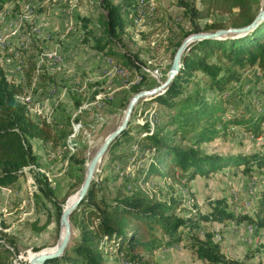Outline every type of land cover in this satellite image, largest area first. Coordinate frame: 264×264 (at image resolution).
<instances>
[{
  "label": "rangeland",
  "instance_id": "obj_1",
  "mask_svg": "<svg viewBox=\"0 0 264 264\" xmlns=\"http://www.w3.org/2000/svg\"><path fill=\"white\" fill-rule=\"evenodd\" d=\"M134 1L136 6L127 29L113 46L129 59L97 53L82 40L84 31L79 17L90 18L89 27L96 34L103 32L105 12L101 0H11L0 8V68L8 79L24 85L21 96L33 118L56 120L60 124H65L67 119L71 121L69 127L66 125V147H52L33 139L38 164L24 167L22 175L11 185L0 186V239L11 249V264H27L32 255L51 251L60 241L62 210L78 191H74L76 179L70 175L76 171L75 166L69 168L67 159L72 155L84 160L83 181L90 159L123 118L127 105L122 98L129 86L143 80L142 90H145L165 81L174 44L183 32L193 29L192 19L201 27L223 21L227 23L223 29L231 28L227 15L212 12L200 0ZM180 1L194 9V17L189 18ZM260 8L264 9V0H260ZM129 60L134 63L133 69L126 65ZM258 76L255 67L243 73L242 101L237 102L238 96L232 95V90L224 93L234 99L229 102L227 115L246 117L255 110L264 116V94L260 91ZM145 98L152 100L151 96ZM141 100L134 108V118L141 123L156 121L160 116L158 105ZM228 130L200 147L225 154L247 152L264 142V120L259 124L257 135L240 125H230ZM128 150L135 152V156L118 160L109 172L110 176L118 174V181L148 164L147 151L139 149L135 142ZM108 164L106 151L92 180H98ZM224 170L227 173L215 171L206 177L196 176L189 185L184 184L179 170L174 176H150L147 181H137V185L159 200H168L171 196L180 198L181 205L176 212L183 216L209 213L217 202L232 217L222 223L207 224L209 229H214V240L220 243L222 253L249 264H264V227L256 228L255 223L245 219L255 216L264 199V180L257 172L249 176L235 167ZM234 170H238L235 175ZM118 181L107 182L108 197L116 190ZM73 212L69 216L70 236L66 248L79 239V228L70 219ZM183 243L155 251L150 264H208ZM108 250L107 264H129L116 250Z\"/></svg>",
  "mask_w": 264,
  "mask_h": 264
},
{
  "label": "trees",
  "instance_id": "obj_2",
  "mask_svg": "<svg viewBox=\"0 0 264 264\" xmlns=\"http://www.w3.org/2000/svg\"><path fill=\"white\" fill-rule=\"evenodd\" d=\"M10 1L0 0V8ZM200 1L212 12L227 15L228 27L249 24L260 9V0ZM101 2L105 12L103 32L96 34L89 27L91 19L78 16L84 31L82 40L97 53L129 59L128 55L121 54L113 46L127 29L136 2ZM180 5L189 18L194 17L192 7L182 1ZM191 23L193 29L183 32L175 42L172 58L189 34L227 27L223 21H213L202 27L193 19ZM128 62L125 61L126 65L133 69V61ZM252 67L259 71L256 79L261 82L260 91L264 94V18L242 34L192 41L182 53L179 70L170 84L151 96L152 100H141L142 103L152 101L158 105L160 116L157 120L141 123L132 114L126 129L108 146L107 170L103 169L98 180H91L85 197L70 217L79 228V239L71 247L65 248L60 256L40 264H107L108 248L120 253L129 264H150L155 251L181 242L208 264H249L242 259L227 258L221 251L220 243L214 240V229L207 227L208 223H222L232 218L217 202L209 213L197 212L196 217L183 216L176 212L181 205L180 198L171 196L168 200H159L140 188L137 181H147L150 176H174L175 171L179 170L184 184L189 185L196 176L206 177L215 171L227 173L224 169L230 167L238 168L249 176L257 172L264 180V142L247 152L225 154L220 151L208 152L200 147L225 135L230 125L243 126L255 135L259 132V124L264 120L259 112L252 110L246 117L226 114L229 102L234 99L224 93L232 90L231 94L238 96L237 102L242 101L245 89L243 73ZM193 79L195 81L190 88ZM233 82L236 84L233 85ZM143 83L140 80L129 86L122 98L125 106L133 94L142 90ZM24 89L21 82L8 79L0 68V186L11 185L22 175L24 167L38 164V156L32 148L33 139L52 147L67 146L66 125L69 127L71 121L67 119L65 124H60L56 120L33 118L21 96ZM143 112L144 109L141 110ZM132 142L139 149L147 151L148 164L136 168L135 174L126 175L118 181V174L110 176L109 172L114 170L118 160L135 156V152H126L130 151L128 149ZM67 160L69 168L75 166L76 171L70 174L71 179H76L75 191L82 182L84 160L72 155ZM233 173L235 175L238 170ZM109 180L114 183L118 181L110 197L105 192ZM45 194L48 195L46 191ZM58 213L61 214L59 206ZM245 219L255 223L256 228L264 227V199L260 201L255 216H246ZM2 235L6 236L5 233ZM11 255L10 247L0 239V264H11Z\"/></svg>",
  "mask_w": 264,
  "mask_h": 264
},
{
  "label": "water",
  "instance_id": "obj_3",
  "mask_svg": "<svg viewBox=\"0 0 264 264\" xmlns=\"http://www.w3.org/2000/svg\"><path fill=\"white\" fill-rule=\"evenodd\" d=\"M264 18V9H259L258 13L256 14L255 18L250 22L249 24L242 26V27H231L227 29H220L216 30L214 32H197V33H192L188 35L186 38L183 39L179 47L177 48L173 60L171 63V67L168 72V76L165 79L164 82L159 84L156 87H153L151 89H145L141 90L139 92H136L129 100L126 109L123 114V118L120 122V124L112 131L110 132L106 138L104 139L103 143L101 146L98 148V150L94 153L92 158L90 159L88 166L86 168L85 174L83 181L80 185V188L76 192L77 197L76 199L70 204V206L64 207L62 210L61 218H60V223H61V228H64V232L60 237V241L58 244L54 247V249L50 252H40L36 253L31 256L27 264H40L43 261L51 258H55L60 256L69 241V236H70V224H69V216L70 214L78 207L79 203L81 200L85 197L88 188L90 186L91 180L93 178L94 171L96 169L97 164L99 161L102 159L103 155L108 149V146L110 143L122 132L126 129L127 124L129 120L131 119V116L133 114L134 108L137 104V102L147 96H152L160 93L163 91L172 81L174 76L179 70L180 66V59L181 55L184 52V50L188 47V45L195 40L207 38V37H219L223 34H242L247 32L248 30L252 29L255 27L262 19ZM62 231V229H61Z\"/></svg>",
  "mask_w": 264,
  "mask_h": 264
},
{
  "label": "bare ground",
  "instance_id": "obj_4",
  "mask_svg": "<svg viewBox=\"0 0 264 264\" xmlns=\"http://www.w3.org/2000/svg\"><path fill=\"white\" fill-rule=\"evenodd\" d=\"M76 197H77V194L75 193V195H73V196H71L68 200H67V202H66V205H65V207H67V206H70V204H72V202L76 199ZM63 232H64V228L62 227V232H61V235L63 234ZM53 249H54V247H53ZM50 250H44V251H39V252H49ZM52 251V250H51Z\"/></svg>",
  "mask_w": 264,
  "mask_h": 264
}]
</instances>
